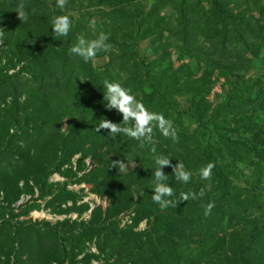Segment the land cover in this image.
Masks as SVG:
<instances>
[{
  "label": "rangeland",
  "instance_id": "rangeland-1",
  "mask_svg": "<svg viewBox=\"0 0 264 264\" xmlns=\"http://www.w3.org/2000/svg\"><path fill=\"white\" fill-rule=\"evenodd\" d=\"M2 1L0 264H129L130 248L118 253L113 224L119 231L129 227L137 233L151 230L154 218L149 216L135 225V205H140L142 191L153 194L155 178L149 165L157 157L169 160L162 169L171 171L163 174L173 195L166 199L184 203L180 194L196 191L199 204L213 205L210 219L218 213L227 215L223 229L206 230L205 238L225 239L231 249L230 239L233 241L238 228L232 249L245 245L242 250L256 255L250 264H264V0H172L173 6L160 15L152 13L157 0H104L102 7H94L96 0H74L69 9L66 1L63 9L56 7V0ZM20 11L26 13V20L19 18ZM181 14H190L196 35V48L188 55L180 51L178 36L166 31L179 23ZM58 15L69 16L70 29L90 24L99 35L108 36L105 43L111 48L99 49L93 59L100 79L120 83L149 111L171 120L178 146L160 147L155 121L152 142L143 146L145 154L139 151L141 143L136 139L122 133L110 135L108 129L97 132L101 119L121 128L134 121L124 124L123 115L110 107L104 95L84 87L88 80L66 81L63 94L47 88L45 80L43 87H36L32 77L41 74L33 59L41 48L57 46L63 52L72 47L68 34L53 39L51 21ZM104 15L120 18L119 24L113 26ZM224 42L241 51L245 68L218 69L206 60L207 53ZM66 55L67 59L62 56L53 63L57 71L63 66L70 69L72 56ZM56 79L60 74L50 84ZM67 107L86 111L87 124L92 125L89 136L70 150L64 148L71 139L63 141L72 126L65 115ZM200 152L208 156L221 181L217 177L214 181L213 176L197 181L193 175L186 184L177 180L174 168L182 164L180 157ZM143 157V166L148 165L143 190L130 192L129 188L116 199L104 194L110 181L116 180L121 188ZM108 160L113 161L112 166L105 170L125 178L115 175V180L109 178L100 188L96 182L88 183L94 177L87 175ZM120 162L126 164V170H120ZM123 186L128 189L125 183ZM201 189L202 197L198 195ZM162 217L155 231H162V225L176 215ZM239 221L243 223L236 226ZM85 225L94 227L83 232ZM229 260L223 252L207 259L208 264Z\"/></svg>",
  "mask_w": 264,
  "mask_h": 264
},
{
  "label": "trees",
  "instance_id": "trees-1",
  "mask_svg": "<svg viewBox=\"0 0 264 264\" xmlns=\"http://www.w3.org/2000/svg\"><path fill=\"white\" fill-rule=\"evenodd\" d=\"M6 1L8 2L9 0ZM65 1L67 2L66 9L72 7L75 2L74 0ZM96 1L98 3L94 5V7L103 6L104 0ZM92 2H94V0H92ZM2 3H5V0H3ZM169 5L173 6L172 0H157L153 6L152 13L160 15L162 11ZM53 14L56 15V10L53 11ZM104 16L111 21V24L113 26H117L119 24L120 18L118 19L114 15ZM177 21L179 22L177 25L168 27L166 31L170 33L172 32L175 34V36H178L181 41V52H183L185 55L192 54V52H194L196 48L193 43V38L196 37V35L194 30L191 28L193 24L192 17H190V14H181L180 17L177 18ZM171 23L174 24L172 21ZM98 36L99 32L90 24H87L86 26H75L74 28L70 29L68 33V37L71 41L72 46L78 41L79 38H84L85 40H94ZM220 46L221 47L218 46V48L215 47L213 50L207 53V61H210L218 69H222L223 67L227 69L231 68L234 70L245 68V57L242 55L239 49L234 46L233 49L230 48L226 42H224ZM98 52L99 50H97L96 56L99 54ZM66 53L72 56L70 69H67L68 71H66L63 66L61 69L62 71H57L58 69L53 65V63L59 62L62 56L65 57L64 59H67ZM93 59L85 62L81 57L71 54L70 49H68V51L61 52L57 46H51L50 48L43 46L39 51L38 56L33 59L34 61H36V66L38 67V71L41 74L40 78L32 77L33 81H35L34 84L36 85V87H43V82L45 80L47 88H56L57 91L63 94L65 92L64 87H66V81H69L70 79L76 80L77 82L88 80L89 83H86L84 87L92 90V92H94L95 94L103 95L105 91L103 90L104 81L100 79V75L98 74L99 72H97L99 71V69H96L93 66ZM109 67L110 65L107 66L104 70H108ZM57 74H60V79H56L54 83L50 84L49 80L54 76L57 78ZM59 80H61L60 83ZM46 85L44 87H46ZM98 108H100V106H98ZM64 111L66 112L65 115L70 117V119L72 120V126L69 130V133L63 140L66 142L68 141V139H71V143H69L70 145H67L66 148H64L65 150L68 148L70 150L74 149V147H77L80 141L89 136L88 130L92 125L87 124V113L86 111L80 110L79 107H67L66 109H64ZM83 122H85V124H83ZM156 142L160 144V147L162 148L173 149L178 146L180 140L177 138L175 141H173L170 136L164 137L161 132L158 131V138H156ZM139 151L142 152V154H145L147 149L141 147ZM75 152L76 151L72 152V154ZM180 158L185 169L191 172L193 177H195L197 181H202L199 175V170L210 163L208 161V156L200 152L196 154L188 153L184 156L182 155V157ZM111 162L113 161L108 160L107 164L101 163L99 166L97 165L95 169L87 175V177H94L92 181H89L88 183L96 182L97 187L100 188L106 185V182L109 178L115 180L116 171L105 170L107 167L112 166ZM144 162V157L142 159L139 158V161H137V163L139 164L137 171L127 177V179L125 177L121 178L119 175H116V179L125 178V181L123 183L127 185L128 189L124 188L123 183L121 185V188H119L117 187L116 180L114 183L110 181V184L107 185L109 191L105 192L104 194L114 196V198L116 199V197L120 194H126L129 188L130 192H134L135 190L137 191L139 189L143 190L142 187H144L146 181L144 173L146 167L148 166L145 164L144 167ZM149 166V173L152 175L158 166L156 165V163L154 165H151L150 163ZM161 170L163 173H171L170 170ZM210 176H213L214 181H217L216 177L219 181H221L214 167L211 171ZM194 194H196L195 199L190 196L187 201H184V203H175L174 205H170L167 208L161 209L159 204L155 202L153 203V201H151L152 195H154V193L152 194L151 191H142V193H139L141 203L140 205H135V220L137 219L135 225H137V223L144 218L149 217L154 218V225L151 226L149 224V227L151 228L150 231L147 230L145 232L137 233L133 231V227H129L130 229L125 228L119 231V229L117 230V224L114 223L113 226L114 228L116 227V232L114 233L113 230L112 237L114 238V243H117L116 247L118 248V253H122V251L124 252L126 248L129 247V264H208L207 259L210 258V256H213L220 252H223V254L226 255L228 259H230L226 264H250V262L256 258L254 257L256 255L249 256L248 253L245 252V250H242V248H246L245 245L234 247V249H232L233 243L235 245L237 242L238 232L240 231V229L237 228L235 230L234 234L236 236H232L233 241L232 239H230L231 249L230 243L227 244L225 239H218L217 242L216 238H214L213 236L211 237V239L205 238L204 233L206 232V230L209 233L214 230L223 229V225L226 221L227 215L226 213H223L222 215L218 213V217L210 219L208 216L209 214H205L206 206L203 204H199V198L197 197L196 191ZM144 212H148V215H146V217L145 215H143ZM161 212L166 213L162 215ZM230 212L234 213V210L232 211L230 209ZM172 214L176 215V218L171 222H168L169 225L168 223L162 225L164 226L162 231H155L159 217L163 216L162 218L167 219V216L171 217ZM240 220H243V218H241ZM242 223V221H239L236 226ZM91 226L92 225H85L83 227V232L91 231L94 227ZM188 231H192V233L188 234ZM262 234L264 235V229L262 231ZM197 237H199L198 241H196ZM227 251L231 253V257L227 256ZM185 259H187L186 262H184Z\"/></svg>",
  "mask_w": 264,
  "mask_h": 264
},
{
  "label": "clouds",
  "instance_id": "clouds-1",
  "mask_svg": "<svg viewBox=\"0 0 264 264\" xmlns=\"http://www.w3.org/2000/svg\"><path fill=\"white\" fill-rule=\"evenodd\" d=\"M65 6V0H56V7L63 9ZM19 18L21 20H26L27 15L23 11L18 12ZM53 30V39L58 36H66L71 28V20L68 15H58L52 18L51 21ZM108 36L106 34H100L94 40H85L84 38H79L78 41L70 48V53L81 57L85 62L92 60L96 56V52L99 49L105 51L111 48V45L105 43ZM103 87L106 90L104 92V100L108 102L110 107L117 109L123 115V123L127 124L130 120L134 121L130 127L121 128L120 125L112 123L107 119H101L96 131L99 132L101 129L110 130V135L117 133H122L130 138L140 141L141 147L146 143L152 142V122L155 121L157 126L164 137H171L173 141L177 139L176 131L173 127L171 120L165 119L162 114L154 113L149 111L144 104L137 100L136 97L131 93V90L123 87L118 82H111L105 80L103 82ZM158 166L153 173L155 178V188L154 195H152L153 202L159 204L161 209L167 208L170 205H174V202L166 197H171L173 195L172 187L164 183L165 175L162 172V167L169 164V160L166 158L157 157L155 160ZM120 170H126V164L124 162L118 163ZM117 165V164H116ZM214 165L208 163L206 166L199 170V175L202 180H207L213 169ZM174 176L177 180L182 183H188L192 173L184 170L183 164L180 162L174 168ZM199 196L204 195V190L198 194ZM193 199L196 198V194L192 193H181L180 198L183 201H187L189 197ZM212 204H209L205 209V214L207 215Z\"/></svg>",
  "mask_w": 264,
  "mask_h": 264
}]
</instances>
